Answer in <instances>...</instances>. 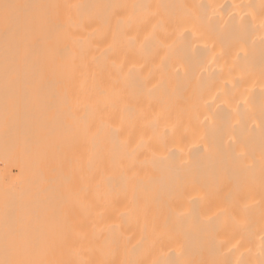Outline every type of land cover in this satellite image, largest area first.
<instances>
[{
  "label": "bare ground",
  "instance_id": "1",
  "mask_svg": "<svg viewBox=\"0 0 264 264\" xmlns=\"http://www.w3.org/2000/svg\"><path fill=\"white\" fill-rule=\"evenodd\" d=\"M5 2L9 264H264V0Z\"/></svg>",
  "mask_w": 264,
  "mask_h": 264
},
{
  "label": "rangeland",
  "instance_id": "2",
  "mask_svg": "<svg viewBox=\"0 0 264 264\" xmlns=\"http://www.w3.org/2000/svg\"><path fill=\"white\" fill-rule=\"evenodd\" d=\"M11 173H16L15 168H12ZM9 178L8 174L4 175L5 185L8 188L11 185ZM15 200L16 198L12 194L0 196V258L4 264L13 262V258L20 257L25 253V255H30V250L37 249V243L40 240L34 224H16L17 205Z\"/></svg>",
  "mask_w": 264,
  "mask_h": 264
},
{
  "label": "snow or ice",
  "instance_id": "3",
  "mask_svg": "<svg viewBox=\"0 0 264 264\" xmlns=\"http://www.w3.org/2000/svg\"><path fill=\"white\" fill-rule=\"evenodd\" d=\"M19 7H20L19 5H14V4L6 3V2L3 4H0V15H2V18L5 23H8V21L14 15V10ZM19 264H42V262L25 260V261L19 262Z\"/></svg>",
  "mask_w": 264,
  "mask_h": 264
}]
</instances>
